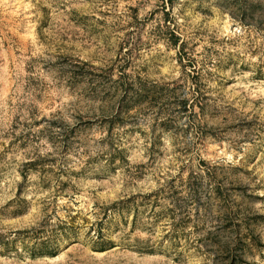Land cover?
<instances>
[{
  "label": "rangeland",
  "instance_id": "1",
  "mask_svg": "<svg viewBox=\"0 0 264 264\" xmlns=\"http://www.w3.org/2000/svg\"><path fill=\"white\" fill-rule=\"evenodd\" d=\"M167 1L0 0V264H264V0Z\"/></svg>",
  "mask_w": 264,
  "mask_h": 264
},
{
  "label": "trees",
  "instance_id": "2",
  "mask_svg": "<svg viewBox=\"0 0 264 264\" xmlns=\"http://www.w3.org/2000/svg\"><path fill=\"white\" fill-rule=\"evenodd\" d=\"M172 1H173V0H168L167 2H168V3H171ZM179 43H180V38L177 37L172 45H173L174 47H177V46H179ZM102 248H104V247H102Z\"/></svg>",
  "mask_w": 264,
  "mask_h": 264
}]
</instances>
